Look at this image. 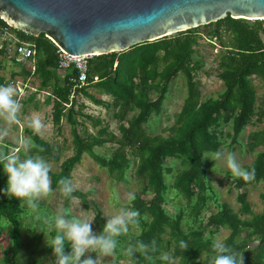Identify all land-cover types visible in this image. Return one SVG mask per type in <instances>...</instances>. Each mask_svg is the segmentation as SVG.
<instances>
[{"label": "trees", "instance_id": "1", "mask_svg": "<svg viewBox=\"0 0 264 264\" xmlns=\"http://www.w3.org/2000/svg\"><path fill=\"white\" fill-rule=\"evenodd\" d=\"M4 27L7 26L0 20V30ZM201 28L204 32L200 36L208 41L215 40L220 47L216 77L222 84V91L216 98L203 101L200 100L199 82L194 80L202 58L198 44L199 27L136 44L123 52L92 56L87 64L85 84L76 87L71 83L76 72L57 68L56 47L43 34L34 37L10 29L21 42L31 46L33 55L29 61L32 70L24 74L37 80L40 91L46 93L42 104L50 107L52 125L58 126L63 120L71 127L72 154L59 163L57 172L50 173L52 188L60 187L58 181L61 178L70 179V173L80 163L82 155L118 180L129 167L127 154L136 157L132 176L140 189L130 201L129 208L139 212V231L128 240V244L135 245L137 241L150 243L154 239L157 250L151 253V260L136 252L132 256L135 264H161L160 253L169 249L177 260L176 264H197L201 254L213 257V242L204 237L206 228H209V235H213L217 228L226 229L228 234L223 242L242 253L243 264H264V194L258 196L263 211L253 215L244 191L249 182L239 178L233 180V187L239 190L236 194L237 213L245 219H240L225 203L217 204L216 211L206 217L203 225L200 217L210 199L206 171L211 162L203 156L219 149L221 127L230 123V139L234 142L243 128L251 124L253 117L256 123L264 120V20L246 21L226 16ZM222 34L229 36L227 42L221 40ZM0 54H3L1 50ZM178 74L184 80L186 95L174 115L173 124L165 130V136L148 135L144 125L152 114L160 111L166 90ZM252 77L259 79L263 87L257 107L254 106ZM5 84L9 83L0 78V85ZM89 89L108 97L109 103L95 99L87 92ZM78 96L95 106L110 108L112 118L118 123V136L108 132L105 126L97 128L94 134L79 135L74 128L76 124L89 121L94 128L101 121L76 107ZM33 99L34 94L27 101ZM24 133L36 145L33 152L46 161H58L54 148L30 131L24 130ZM106 143L116 146L111 154L108 157L96 154L94 148ZM245 146L249 152L260 146L264 148V123L260 130L247 134ZM167 160L177 161L179 169L173 172L165 164ZM2 167L0 164V219L10 225V258L13 259L19 247L16 217L20 209L15 199L3 194ZM244 168L255 169L256 178L252 182H264V150L257 152ZM168 174H171V181L166 184ZM168 188L186 202L190 224L198 221L195 229L181 230L180 210L173 217L166 214L164 203ZM72 196L84 199L76 190ZM69 200L65 198L64 205ZM49 234L52 238L56 231ZM164 236L166 240H163ZM181 240L189 245L183 252L179 248ZM68 252L70 244L65 246V253Z\"/></svg>", "mask_w": 264, "mask_h": 264}, {"label": "rangeland", "instance_id": "2", "mask_svg": "<svg viewBox=\"0 0 264 264\" xmlns=\"http://www.w3.org/2000/svg\"><path fill=\"white\" fill-rule=\"evenodd\" d=\"M204 29L199 27L198 30V44L201 55V68L194 74V80L199 82L200 100L203 101L208 98H216L222 91V84L216 77V58L219 54L220 47L215 40L205 39L200 36L203 34ZM229 36L222 34L221 40L227 42ZM264 43V38H262ZM31 66L26 63L17 65L12 62L8 55L0 54V78L3 82L12 84L17 96L16 99L21 103V111L19 113V121L13 125H5L3 119H0V127L8 128V135L0 144V151L5 153L16 152L19 148V143L25 138H29L24 130L30 131L35 134L28 126L29 120L35 116H39L41 120L47 125L46 130L42 135H37L40 139L45 141L50 147L54 148L57 152L58 161L50 162L51 171L54 173L58 171L59 163L72 154V144L70 129L71 127L64 123L62 120L58 126L52 125L50 121V107L42 104V100L46 94L40 92L37 80L25 75L24 73L30 72ZM251 83L255 91V107L259 106L261 96L263 93L262 83L259 79L252 77ZM18 89V90H17ZM87 92L95 99H100L105 103H109V98L100 96L93 90L89 89ZM34 94V99L31 102L27 98ZM185 85L184 80L180 74L169 84L164 100L161 103L160 111L157 114H152L148 119L144 130L148 135H162L165 136V130L173 124L174 115L179 111L182 101L185 98ZM77 108L91 118H96L101 121L98 127H92L89 121L78 123L74 126L79 135L94 134L97 128L105 126L108 132H112L115 136L117 134V122L112 118V110L106 109L102 106L93 105L88 99L79 97L76 99ZM255 117L251 119V124L243 128L234 142H231V125L230 123L221 127V145L219 151L225 154L231 152L235 155L237 161L242 167L248 166L254 155L257 152L263 151L262 146L257 147L252 152L246 149L245 142L246 136L249 132L260 130L263 126L264 120L261 123L254 121ZM79 122V121H77ZM226 134L229 135L226 137ZM116 146L114 144L106 143L102 147L94 148L96 154L108 157ZM33 149V148H32ZM31 149L30 155L36 156L37 154ZM210 154V153H207ZM204 154V155H207ZM21 159L24 158L23 152H20ZM42 157V156H41ZM129 160V167L124 171L121 179H115L110 176L105 169L98 167L86 155H82L80 163L76 165L70 173V180L76 191L83 195V200L80 198L70 199L64 205L65 198L57 189H53L52 194L42 199L39 202L37 210H33L24 205H20L21 201L15 197L19 214L16 217L19 226V247L16 256L10 258L11 242H10V225L0 219V256L3 260L0 264H53L54 254L53 250L47 243H51V237L48 231V225L44 223V218H53L57 214H65L68 218H79L82 220L91 221L92 231L100 234L103 230L109 217L117 214L119 209H130V201L127 198L129 192L137 194L140 185L134 180L132 171L136 157L127 154ZM211 162V167L206 171V182L209 187L210 199L207 201L206 210L200 214L201 224L206 221V217L212 214L217 209V204L225 203L232 212L237 213L238 203L236 194L239 192L233 187V177L228 171L226 164L223 161L212 162L210 159L205 158ZM172 171L179 169V164L175 160H167L165 162ZM213 170V171H212ZM7 174L2 170L1 185L6 187ZM171 181V174L165 176L166 184ZM244 191L247 195V202L251 208L253 215L260 214L263 211V203L259 200V194H264V182H250ZM164 209L166 214L173 217L180 210L182 213L181 230L186 231L188 228L195 229L198 221L195 224H190L191 217L188 216V209L186 202L182 200L176 193L168 188L165 195ZM41 217L40 220L36 216ZM240 219H245V216L238 214ZM42 230L45 234L37 231ZM209 228L204 229V237L209 238L212 242L214 240L223 241L227 236L226 229L217 228L213 235L208 234ZM55 231V230H53ZM138 225L130 226L127 234H122L118 237V246L112 256L100 258L98 264H135L133 258L126 254L128 248V240L138 234ZM166 240V237H163ZM47 242V243H46ZM136 252H133L132 256ZM92 258L96 259L95 253ZM89 255V254H85ZM167 255L172 258L174 264L177 260L172 257L171 249L165 250L160 253L159 259L161 264H168L162 257ZM212 256L210 254H201L197 264H210ZM12 261V262H11Z\"/></svg>", "mask_w": 264, "mask_h": 264}, {"label": "water", "instance_id": "3", "mask_svg": "<svg viewBox=\"0 0 264 264\" xmlns=\"http://www.w3.org/2000/svg\"><path fill=\"white\" fill-rule=\"evenodd\" d=\"M230 19L264 20V0H0V20L68 56L123 52Z\"/></svg>", "mask_w": 264, "mask_h": 264}, {"label": "clouds", "instance_id": "4", "mask_svg": "<svg viewBox=\"0 0 264 264\" xmlns=\"http://www.w3.org/2000/svg\"><path fill=\"white\" fill-rule=\"evenodd\" d=\"M17 93L12 84L0 85V119H3L5 125H13L19 121L21 103L16 99ZM28 126L37 135H42L47 125L39 116L33 117L28 122ZM8 135V128L0 127V144L3 143ZM36 147L31 138H25L20 141L16 152L5 153L0 151V164L7 174V184L2 190L8 197L20 199V205H24L33 210H37L39 202L49 197L53 188L51 186V165L41 156H33L29 153ZM43 151V149H40ZM20 152H23L24 158L21 159ZM203 158L210 159L213 163L223 161L228 171L233 177L242 179L244 182H252L256 178L255 169H245L237 161L235 155L231 152L225 154L223 151H214L204 155ZM213 171V170H212ZM59 191L66 199H75L72 193L76 190L72 181L68 178H61L58 181ZM129 201L135 199V194H127ZM139 212L126 208H121L117 214L109 217L100 234L92 231L91 221L79 218H68L65 214H57L53 218H44V223L48 225V231H56V235L51 238V243H47L53 250L56 257L55 264H98L100 258L112 256L118 246V237L129 232L130 226L139 224ZM40 220L39 215L36 216ZM44 234L42 230H37ZM45 236V234H44ZM66 244H70V252L65 253ZM212 250L215 255L210 264H243L241 252L230 247L225 242L214 240ZM181 251L189 248L186 241L179 242ZM157 243L153 239L150 243L137 241L135 245H129L126 254L131 258L133 252L143 254L145 259L151 260V253L156 252ZM2 252V251H0ZM95 253L96 259L85 254ZM168 264H174L171 257L164 255L162 257ZM3 257L0 256V261Z\"/></svg>", "mask_w": 264, "mask_h": 264}, {"label": "built area", "instance_id": "5", "mask_svg": "<svg viewBox=\"0 0 264 264\" xmlns=\"http://www.w3.org/2000/svg\"><path fill=\"white\" fill-rule=\"evenodd\" d=\"M0 50L4 55L10 56L12 62L17 65L30 63L29 59L33 55L31 46L27 43L21 42L15 35V32L10 30L9 27H4L0 30ZM55 55L57 68L59 70L66 71L72 69L76 72V77L71 79V83L75 87L84 85L86 81L87 64L92 56L84 55L72 57L64 54L57 48ZM29 65L31 66V71L32 64L30 63Z\"/></svg>", "mask_w": 264, "mask_h": 264}, {"label": "crops", "instance_id": "6", "mask_svg": "<svg viewBox=\"0 0 264 264\" xmlns=\"http://www.w3.org/2000/svg\"><path fill=\"white\" fill-rule=\"evenodd\" d=\"M30 64V63H29ZM33 79V78H32ZM40 92H42V93H44V94H46L45 92H43V91H40Z\"/></svg>", "mask_w": 264, "mask_h": 264}]
</instances>
